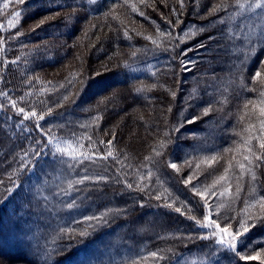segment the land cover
<instances>
[{
    "label": "trees",
    "instance_id": "obj_1",
    "mask_svg": "<svg viewBox=\"0 0 264 264\" xmlns=\"http://www.w3.org/2000/svg\"><path fill=\"white\" fill-rule=\"evenodd\" d=\"M255 3L184 0L181 8L179 0H0V264H45L44 250L57 235L56 264H133L135 256H150L147 264H262L264 222L257 219V201L264 197V162L253 158L256 180L243 174L236 204L216 217L207 198L193 190L195 179L185 184L186 160L177 169L169 166L176 126L200 131L212 126L211 119L220 125L217 133L230 130L232 138L218 149L216 162L202 166L206 171L232 167L236 145L245 140L253 152H264L252 139L260 135L264 107V87L251 79L264 61V22L254 24L264 9L249 7ZM14 12L20 13L17 20ZM45 17L51 19L35 28ZM230 34L243 44L232 84L188 119L191 91L201 90L208 78L203 62L191 71L182 62L199 46H219ZM21 108L37 116L25 119ZM256 123L259 129L246 131ZM63 142L90 157L73 161L89 177L73 187L79 195L74 207L95 211L92 216L107 213V223L67 216L46 188H30L41 163L64 157L54 148ZM109 151L113 155L103 159ZM209 214L233 231L251 216L247 223L255 226L238 247L242 255L260 253L261 259L241 260L214 238L195 239L214 231L196 223H206ZM64 226L88 235L60 251L68 243L59 234ZM106 249L109 262L98 259V250Z\"/></svg>",
    "mask_w": 264,
    "mask_h": 264
},
{
    "label": "rangeland",
    "instance_id": "obj_2",
    "mask_svg": "<svg viewBox=\"0 0 264 264\" xmlns=\"http://www.w3.org/2000/svg\"><path fill=\"white\" fill-rule=\"evenodd\" d=\"M257 20L256 23L259 26L264 22V11L261 13L260 17L254 16ZM254 26V25H253ZM256 27V25H255ZM256 30V29H255ZM243 49V44L241 43V38L235 34H230L226 36L222 44L215 46V44L210 43L196 48L194 54L185 58L184 63L188 65L190 69L197 67V65L203 62V70L205 71L208 81L203 84L201 90L196 92L191 91V99L189 103L188 113L186 112L187 118H191L194 115V108L204 110L209 107L211 103L216 101V96L219 93L232 84V77L234 75V69L238 67L239 64V54ZM209 55V57H207ZM192 62V63H189ZM222 93V92H221ZM211 127H205L202 125V130L188 131L181 128V125L176 126L178 133V142L173 155L170 158L171 163H178L185 159L184 164H188L190 176L195 179L194 188L196 192L203 193V197L207 198L210 211L216 217L222 212V210H228L230 207L234 206L237 201V183L240 177L247 173L241 171L239 168V163H244L246 166L250 167L248 161L244 160L247 153L245 145L239 143L236 145L237 157L233 160L232 167L228 172V180L222 181L215 188H211V185L217 180L221 175L224 174L225 168L220 169V172L210 173L211 170H205L202 166L209 163L212 157L215 156L219 151L220 147L228 142L227 139L232 138L231 131H219L217 129L220 126H215L213 120H210ZM254 129H259L257 123L254 125ZM216 129V130H215ZM253 133L250 132L249 138ZM230 135V136H228ZM60 146L67 148L68 142H63L60 144H54V148ZM73 148H76L72 145ZM79 151V150H78ZM214 163V162H212ZM69 165H72L69 167ZM199 165V167H197ZM86 176L83 172L75 168L73 160L69 156L64 155L60 159H47L45 162L41 163L33 174L30 184V188L36 191H43L46 188L47 192L50 193L52 199L55 201L56 205L61 209L67 210V216L76 213L80 218H86L92 216L95 211L90 209L79 210L75 207L68 208L67 204L77 202L79 195L74 192V186L78 185L75 181L82 179ZM72 187H69V184ZM210 189V191L208 190ZM226 189H228L226 191ZM215 192L216 195H212ZM221 192L224 194L221 195ZM66 226H64V229ZM61 234V231L59 232ZM60 235L55 236L50 245L44 250V261L45 264H56L57 260L55 258V252L58 251L59 245L58 238ZM101 253L98 254V259L100 255L105 258V260L111 257V250H98ZM123 259V256H120ZM80 261V260H79ZM152 258L150 256H140L134 257L132 261L133 264H147L151 263ZM106 262H109L108 260ZM144 262V263H143ZM147 262V263H146ZM79 264V262L77 263ZM92 264V263H91Z\"/></svg>",
    "mask_w": 264,
    "mask_h": 264
},
{
    "label": "snow or ice",
    "instance_id": "obj_3",
    "mask_svg": "<svg viewBox=\"0 0 264 264\" xmlns=\"http://www.w3.org/2000/svg\"><path fill=\"white\" fill-rule=\"evenodd\" d=\"M18 2H23V0H18ZM90 3H95V0H89ZM237 2L239 3V0H237ZM179 4L181 6V8L184 6V0H179ZM9 5L8 3L3 4V7L7 8ZM241 7H243V5H240ZM133 10L135 11V5H132ZM249 7L255 8V9H264V0H256L255 4H250ZM217 8L213 9V12L217 11ZM175 11V10H173ZM20 16L19 12H14L13 13V19L17 20ZM51 19V17H45L43 19H41L36 25L35 28H39L42 25L45 24V22ZM11 23V22H10ZM13 27H15V24H13ZM35 28H33V31L35 30ZM169 36H171V33H168ZM185 35H187V33H185ZM148 39H151V37H148ZM153 43H156L155 40L152 41ZM260 42L264 43V37H262L260 39ZM261 51H264V48L261 49ZM192 63V62H189ZM243 63V62H241ZM182 67L184 68L185 71H191V69L188 67L187 64L182 62ZM253 84H260L262 87H264V61H260L259 67L257 68V70L255 71V73L253 74V76L251 77ZM144 89H137V91H143ZM249 90H255L253 89H249ZM174 95V94H173ZM260 96L262 98H264V91L260 92ZM65 99H67V97H65ZM251 103V102H250ZM261 104H264V99L261 100ZM13 107H15V103H13L12 105ZM253 107L255 108L256 106L253 105ZM245 108H248V105H245ZM20 113H24V109L21 108L19 109ZM208 110H205V115L207 114ZM25 119L29 118V116L32 117H36L37 113L36 112H31V113H24ZM38 119H44L43 116H39ZM193 121H189V123H192ZM259 124H260V135L259 136H255L252 137V139H256L259 142V148L261 150H264V107H260L259 108ZM254 125H250L249 129H246V131H251L252 128H254ZM89 139H91L89 137ZM49 143H51V141H49ZM103 143V142H102ZM109 144L112 143V141L108 142ZM250 141L249 140H245V148L247 153H249V155H245L244 156V160L248 161L249 165L253 164V158L255 161H259V162H264V152H262L261 154H257L255 152H253V149L251 146H249ZM164 144L163 142H161L160 147H163ZM82 147V146H81ZM153 151L155 152V154L157 156L161 155L160 152H157L155 149H153ZM237 151H239V149H237ZM56 152L60 153L62 155H67L70 157L71 160L76 161V162H81V157H83V159H90V157L83 153V152H79L77 148H73L72 145H68L67 148H63L57 145L56 147ZM40 153H37V155H39ZM113 153L112 151H109L107 156L103 157V159H107L108 157L112 156ZM146 159H150L146 158ZM212 162H216V157H212L211 161L209 163ZM72 165H69V167H71ZM171 168L173 169H177V165L175 163H170L169 165ZM258 166V165H257ZM197 167H199V165H197ZM231 168V164L229 165L228 168H225L224 170V174L221 175L217 180L214 181V183L211 185V188H215L217 185H219L222 181H227L228 180V172L230 171ZM239 168L241 169L242 172H244L245 170L247 171L248 174L251 175V178L253 181L256 180V174L253 171V169L251 167L246 166L244 163H239ZM89 177L88 176H84L82 179L75 181L76 184H81L83 183L85 180H88ZM192 177L190 176L186 181L185 184H189L192 182ZM69 187H72V184H69ZM128 188H132L131 184L127 185ZM194 191L195 188L193 189ZM210 191V189H208ZM228 189H226L227 191ZM241 191V189L239 187H237L236 192L237 194ZM197 195H201L203 196V193L197 192ZM224 193L221 192V195H223ZM212 195H216L215 192H212ZM157 199H160L159 196L156 197ZM205 203H207V201H205ZM257 205L259 206V210H260V215L257 217V219H259L261 222H264V197H262L259 201H257ZM75 206V202L73 203H69L67 204L68 208H72ZM169 207H171V205H169ZM250 207H256V205H251ZM177 212H180V208H176ZM247 212V210H245ZM87 221L91 222V221H95L97 223H107V213L102 214L100 216H89L85 218ZM194 219V218H193ZM252 219L251 216H246V219L243 221L239 222V229L236 231H233L231 229V227L229 225H225V226H221L220 223H218L216 220L211 218V214H209L208 216L205 217V221L206 223H201V221L197 220L196 223L198 225H200L201 227L204 228H214V231H212L210 233V235H203V236H198L195 239H201V240H207V239H211L214 238V243L216 245H219L220 248L226 249L227 251L233 253L235 256H238L241 260H249V259H261V254L257 253L256 256H249V255H242L241 254V247L238 246H242V241H241V237L247 233L250 230V227H254L255 224L249 225L247 223V220ZM89 227H93V225L91 223H89ZM61 232L67 236L68 239V243L64 246V248L60 249V251H67L70 250L72 247V242L74 240H76L77 237H84L86 235H88V233L86 231H80V232H76L75 229H70V230H65V229H61ZM151 256L153 258L157 257V253L153 252L151 253ZM262 264H264V259H262Z\"/></svg>",
    "mask_w": 264,
    "mask_h": 264
}]
</instances>
